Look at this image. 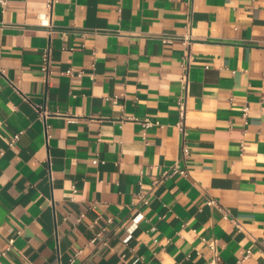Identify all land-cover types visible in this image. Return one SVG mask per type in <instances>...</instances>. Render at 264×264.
I'll return each mask as SVG.
<instances>
[{
  "label": "crops",
  "instance_id": "crops-1",
  "mask_svg": "<svg viewBox=\"0 0 264 264\" xmlns=\"http://www.w3.org/2000/svg\"><path fill=\"white\" fill-rule=\"evenodd\" d=\"M2 250L264 264V0L0 1Z\"/></svg>",
  "mask_w": 264,
  "mask_h": 264
},
{
  "label": "built area",
  "instance_id": "built-area-1",
  "mask_svg": "<svg viewBox=\"0 0 264 264\" xmlns=\"http://www.w3.org/2000/svg\"><path fill=\"white\" fill-rule=\"evenodd\" d=\"M2 4H5L6 3V0H0ZM57 0H46V7L49 9L50 12H52V9H53V6H54V3L56 2ZM49 52H50V48H47L45 50V53H44V56H43V60H44V65H43V70L45 71V73L48 75L51 71H52V68H51V64H50V61H49ZM188 61L187 60H184V62L182 63V66L184 69H186L188 67ZM70 74H74L75 71L74 69H71L69 71ZM77 75H82V71H79L76 73ZM185 114H186V107H185V104L183 102H180V119L178 121V126L183 129L184 128V125H185ZM243 116L245 119H247L248 117V109L247 108H244L243 109ZM151 125H153V123L149 120V119H146L145 121H143V126H144V133H146V129L149 128ZM20 132H17L15 133L12 138L9 140L8 144L9 146H13L15 144V142L19 139L20 137ZM184 150V153L186 154L188 152V149L186 146H184L183 148ZM175 173H180V174H186V170L184 169H180L178 167V165H175L170 171H166L165 172V175H169V174H175ZM144 202H147V199H144ZM210 203H214L213 200L209 201ZM239 226V229L241 228V226L239 224H237ZM136 225H132L130 227V231H132L134 228H135ZM95 238H93V240H95ZM13 242H14V239H10L9 241V244H8V247L6 250L10 249L12 246H13ZM213 247V246H212ZM6 250H2L0 251V256L3 255ZM81 252V249H77L75 250V256H77L79 253ZM248 253H250V251H248Z\"/></svg>",
  "mask_w": 264,
  "mask_h": 264
}]
</instances>
